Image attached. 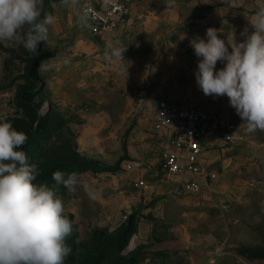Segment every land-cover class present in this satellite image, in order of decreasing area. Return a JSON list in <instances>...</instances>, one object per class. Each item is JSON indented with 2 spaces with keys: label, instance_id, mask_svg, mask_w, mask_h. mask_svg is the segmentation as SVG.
Instances as JSON below:
<instances>
[{
  "label": "rangeland",
  "instance_id": "rangeland-1",
  "mask_svg": "<svg viewBox=\"0 0 264 264\" xmlns=\"http://www.w3.org/2000/svg\"><path fill=\"white\" fill-rule=\"evenodd\" d=\"M84 1L45 0L57 20L37 54L0 42V117L27 134L35 183L55 187L64 202L73 226L64 264H264V131L246 133L225 96L217 114L233 131L209 156L216 191L185 193L184 178L162 168L152 128L158 85L93 70V45L77 17ZM57 170L77 173L100 197L57 185Z\"/></svg>",
  "mask_w": 264,
  "mask_h": 264
},
{
  "label": "clouds",
  "instance_id": "clouds-1",
  "mask_svg": "<svg viewBox=\"0 0 264 264\" xmlns=\"http://www.w3.org/2000/svg\"><path fill=\"white\" fill-rule=\"evenodd\" d=\"M60 2L76 7L79 0ZM175 2L167 0L168 6ZM77 17L82 28L90 27L87 10ZM56 20L45 11V0H0V42H15L37 54L38 43L47 40L49 26ZM248 21L252 31L245 27L239 41L235 36L221 38L220 29L209 27L204 38L196 36L189 44L199 58L194 73L198 87L206 96L226 95L245 132L252 134L264 131V0H257ZM125 51L118 40L106 43L109 59H123ZM218 61L222 68L217 69ZM45 65L41 63L45 70L51 67ZM27 140L25 132L0 117V264H64L71 252L65 241L72 233V222L55 187L35 183L39 172L23 150ZM52 179L73 193L82 187L91 200L101 195L75 172L65 175L57 170Z\"/></svg>",
  "mask_w": 264,
  "mask_h": 264
},
{
  "label": "crops",
  "instance_id": "crops-1",
  "mask_svg": "<svg viewBox=\"0 0 264 264\" xmlns=\"http://www.w3.org/2000/svg\"><path fill=\"white\" fill-rule=\"evenodd\" d=\"M256 4L257 0H176L174 6H168L167 0H132L130 16L120 20L113 31L94 35L90 27L85 28L86 47L92 44L95 52L91 61L93 70L104 68L106 78L131 77L136 82L156 83V94L161 97L156 101L155 115L159 101L166 100L184 108H197L215 114L225 123L217 112L221 113L220 101L226 95L213 98L204 95L198 87L194 73L199 58L195 56L189 40L196 36L204 38L209 27L220 29L218 36L221 38L235 36L238 41L241 40L240 33L245 27L252 31L248 19ZM109 40H118L126 47L123 59L105 56L103 52ZM85 66L89 69L88 61ZM216 67L219 69L223 65L218 61ZM136 69H140V72ZM153 121L154 118L152 128ZM153 131L157 142L163 144V154L171 150L168 145L169 134ZM88 132V128L81 130V142H85ZM219 138L203 142L198 159L203 168L216 173L215 179L188 173L173 176L184 178L181 187L186 181H197L201 190L196 196L211 194L218 186L219 174L212 161H209V156L215 153L213 148L218 145Z\"/></svg>",
  "mask_w": 264,
  "mask_h": 264
},
{
  "label": "built area",
  "instance_id": "built-area-1",
  "mask_svg": "<svg viewBox=\"0 0 264 264\" xmlns=\"http://www.w3.org/2000/svg\"><path fill=\"white\" fill-rule=\"evenodd\" d=\"M132 0H89L82 4L80 11L87 10L91 17L90 32L94 35L113 31L120 20L131 14ZM157 133L169 134L171 150L163 154L162 168L172 176L185 174L199 175L210 180L216 173L203 168L198 159L202 143L216 137L229 138L233 125L223 122L215 114L201 109L184 108L173 102L161 100L153 121ZM143 181H138L143 186ZM185 193L198 194L200 185L195 180L183 183Z\"/></svg>",
  "mask_w": 264,
  "mask_h": 264
}]
</instances>
